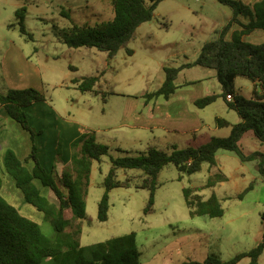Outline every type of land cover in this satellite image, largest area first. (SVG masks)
<instances>
[{"label": "rangeland", "instance_id": "374dc122", "mask_svg": "<svg viewBox=\"0 0 264 264\" xmlns=\"http://www.w3.org/2000/svg\"><path fill=\"white\" fill-rule=\"evenodd\" d=\"M22 7L27 10L25 25L33 34L31 38L22 34L17 24L15 12ZM232 14L230 6L217 0H163L155 17L139 26L135 37L109 61L108 53L97 48L69 47L57 38L54 28L107 21L113 17L110 0H0V62L10 50L29 57L40 66L43 83L35 88L45 94L49 106L64 115L70 111L73 120L84 129L83 133L91 134L110 147L109 154L93 163L86 218L75 220L67 228L70 232L80 225L82 247L88 249L113 237L136 232L140 264H181L189 259L203 261L210 255L229 260L260 242L264 231V178L258 171L257 160L244 162L227 150L218 152L216 166L205 163L201 171L192 175L180 173L173 163L167 164L159 175L152 212L145 213L149 190L119 187L109 191L108 220L98 218L99 202L106 192L104 179L112 166V157L140 155L150 146L165 150L172 146L198 147L212 137L230 134V127L216 125L217 117L231 123L241 121L237 111L230 109L221 97L205 108H198L194 102L187 104L205 121L203 129L195 131L196 135L192 131L169 133L160 127L147 128L145 124L156 99L147 101L144 93L160 88L166 76L163 67L179 66L195 59L203 43L214 36L213 26L222 28ZM249 20L248 16L243 18L245 23ZM245 40L264 42V29L245 35ZM128 48L133 50L132 54L128 53ZM11 62L14 69H23L18 61ZM100 74L93 90L79 89L84 77ZM200 78H203L202 85L194 82L180 86L187 80ZM176 84L177 89H186L190 97L222 92L216 71L202 66L184 69ZM236 88L247 97L254 95L255 86L246 77L236 78ZM257 91L260 92V88ZM159 100L167 101L163 96ZM174 125L180 127L176 122ZM260 143L250 130L241 141V147L250 153L259 149ZM63 151L62 147L61 156ZM56 155L57 150H54L55 161ZM2 168L0 178L6 199L21 214L37 222L45 235L56 239L52 223L45 219L42 211L25 201L13 177ZM218 171L226 174L228 180L202 188L209 176ZM142 177L141 170H118L121 180L131 178L136 183ZM250 183L254 188L243 199L239 198L238 194ZM37 184L44 196L58 202L49 187H44L40 181ZM185 187L197 189L205 199L215 194L224 215L192 217L184 195ZM249 262L250 258H244L239 264ZM42 264L69 263L46 257Z\"/></svg>", "mask_w": 264, "mask_h": 264}, {"label": "trees", "instance_id": "16d2710c", "mask_svg": "<svg viewBox=\"0 0 264 264\" xmlns=\"http://www.w3.org/2000/svg\"><path fill=\"white\" fill-rule=\"evenodd\" d=\"M163 0H110L113 17L107 21L96 23L74 24L67 28L55 27L57 38L71 48H97L108 53L111 61L117 52L135 37L139 26L151 21L155 11ZM232 8L230 21L214 32V36L205 41L198 57L192 62L179 66H164L165 80L159 89L145 92L147 101L163 96L169 99L177 89L176 80L180 72L186 68L202 66L214 69L221 84L222 92L202 96L195 100L198 108H205L223 97L230 109L237 111L241 121L231 123L223 117L216 118V125L220 128L230 127L227 137H212L208 142L198 147L178 148L172 146L161 149L150 146L140 155L112 157V166L105 176L106 192L99 202L98 218L108 220L110 208L109 191L119 187L134 186L150 191L145 213L152 212L155 204V194L159 187L158 179L163 168L173 163L180 173L192 175L202 170L205 163L217 165V153L220 150L232 151L244 161L257 160L258 171L264 178V152L253 151L246 153L240 144L244 134L252 130L260 142H264V42L251 43L245 40V35L256 29H264V0H260L253 7L242 0H217ZM26 7L16 10L17 24L22 34L32 37L25 25ZM239 16L249 17L248 23H242ZM234 23L242 26L234 30L231 38H227ZM15 26V24H11ZM133 53L131 48L127 49ZM102 74L84 77L79 84L82 91L93 90ZM243 76L251 80L255 86L254 95L247 97L236 88V78ZM79 82V81H78ZM260 86L262 92L257 93ZM230 94L232 100H227ZM45 94L35 88H10L0 91V104L5 107L9 115L18 121L31 133L33 141L36 132L29 123L25 109L30 105L44 101ZM62 141H60L56 160H61ZM71 161L61 174L55 169L48 171L40 162L38 148L33 142L31 154L25 161L21 160L14 150L8 149L4 156V165L15 180L16 186L22 191L27 203L35 206L50 221L56 233V239L44 234L40 225L24 216L2 194V180L0 178V264H42L46 257L69 264H140V251L137 244L136 232L113 237L86 249L81 246V227L78 225L72 231L67 228L77 219L87 216V196L90 176L94 161H101L109 154L110 147L97 141L89 133H83L71 144ZM30 159L34 160L32 170L25 165ZM119 169L141 170L143 177L136 183L131 178H118ZM228 176L218 171L209 176L207 183L202 186L214 187L219 182L227 181ZM36 181L44 187H49L58 202L51 201L41 193ZM254 188L250 183L238 197L243 199L246 193ZM186 203L192 217L209 215L221 217L224 215L219 198L212 194L205 199L197 193V189L184 188ZM264 222V212L262 213ZM264 251V231L261 241L249 251H244L229 260H222L210 255L203 261L189 259L181 264H239L244 258H250L248 264H259V258Z\"/></svg>", "mask_w": 264, "mask_h": 264}, {"label": "crops", "instance_id": "0c3cea01", "mask_svg": "<svg viewBox=\"0 0 264 264\" xmlns=\"http://www.w3.org/2000/svg\"><path fill=\"white\" fill-rule=\"evenodd\" d=\"M242 1L246 5L253 7L254 4L260 0ZM231 17L232 16L229 17V21ZM243 18H245V16H239V20L242 23H245L243 21ZM240 26V24L234 23L228 34H230V32H233L234 30H238L237 28ZM212 29L215 32L220 28L213 26ZM195 59L186 62H192ZM15 60L18 61L20 65H22L21 68L23 69H14L11 61ZM0 63V91L5 90L7 87L20 89L26 87H39L40 84L43 83L44 77L41 72L40 66L34 63L26 55L17 53L16 50H10ZM202 81L203 78L197 80H187L183 85L180 86H188L189 84L191 85V83L193 84L194 82H198V84L202 85V83H204ZM60 85L69 86L68 84ZM258 88H260L261 90L260 86H257L256 90ZM261 92L262 90L260 92L257 91V93L259 94ZM198 98L200 97H190L189 92H187L186 89H176L175 93L171 95V97L167 99L166 102H161L159 100V97L155 98L156 100L154 101V104L150 107V114L146 115L147 117L145 124L147 128L153 129L155 127H160L163 128L164 131H167L169 133L178 131H192V133L196 135L195 131L203 129V127L205 126V121L200 116L199 112L190 110L187 104L195 102V100ZM147 106H149V104ZM25 111L29 118L31 127L36 132L34 141L38 148V157L40 159V162L48 171H51L54 168L56 174H61L66 165L71 161V144L73 140L79 137L81 133H83L84 129L81 128L79 123L73 120L70 111L67 110L68 115H64V113H62L58 109L49 106L48 100L46 99L44 101H39L30 105L25 109ZM175 122L177 124H180V127L178 125H174ZM247 133L244 134L241 141ZM34 141L31 133L26 130L18 121L14 120L9 115L5 107L0 104V170L3 171L4 169L2 167H4L7 171L4 165V156L8 149L14 150L17 156L21 160L25 161L32 152ZM60 141H62V147L64 151L61 156V160L55 161V159H53L54 150H57ZM257 150L264 152V142L260 143L259 149ZM25 165L28 167V169L32 170L35 166V162L34 160L30 159L25 163ZM36 183H38V181H36ZM1 194L3 196L4 194H6V190L3 189V186L1 188ZM263 257L264 251L259 258V264H262Z\"/></svg>", "mask_w": 264, "mask_h": 264}, {"label": "built area", "instance_id": "2783aa9c", "mask_svg": "<svg viewBox=\"0 0 264 264\" xmlns=\"http://www.w3.org/2000/svg\"><path fill=\"white\" fill-rule=\"evenodd\" d=\"M232 96L230 94L227 95V100H232Z\"/></svg>", "mask_w": 264, "mask_h": 264}]
</instances>
